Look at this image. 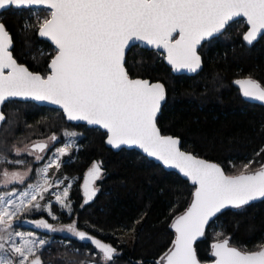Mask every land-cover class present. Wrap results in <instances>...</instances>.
Masks as SVG:
<instances>
[{
	"label": "snow or ice",
	"instance_id": "1",
	"mask_svg": "<svg viewBox=\"0 0 264 264\" xmlns=\"http://www.w3.org/2000/svg\"><path fill=\"white\" fill-rule=\"evenodd\" d=\"M9 6L31 8L42 6L48 14L38 23V35L54 45L55 53L42 75L18 63L12 52L13 39L0 23V106L13 98H31L59 106L68 120H83L107 130V143L113 147L135 145L149 156L174 167L195 186L192 202L177 216L171 227L175 230L172 247L159 264H201L194 242L205 235V228L223 210L241 208L251 201L264 198V163L255 171L249 164L237 174H226L216 163L181 151L180 140L161 135L156 117L165 100L161 83L130 78L125 68L126 50L140 41L164 49L174 70L196 72L201 67L197 46L201 41L220 33L230 23L243 19L248 31L243 39L248 44L264 34V0H0V9ZM177 34L175 38L173 34ZM244 97L264 103V87L251 78L236 81ZM6 117L0 111V122ZM65 135H76L65 133ZM55 134L49 137L56 141ZM47 142L33 143L16 149L34 155L41 161L48 149ZM72 145L66 143L42 169L38 182L18 193L0 194V264H43L37 253L48 241L36 239L32 233L13 232L14 225L32 223L48 232L67 231L79 240H88L98 250L102 264H110L117 249L79 230L76 221L56 228L46 219L21 221V216L44 210L52 220L53 201L42 205L45 193L63 181L53 182L52 167L59 169L60 157ZM261 149L257 152V156ZM3 159V158H0ZM4 163L23 165L25 161ZM100 162H93L84 181V203L95 197L92 187L102 176ZM33 172L0 169V185L23 184ZM71 184L62 192H53L54 202L62 210L72 211L69 200ZM83 206V205H82ZM217 237L223 233H216ZM13 236L19 237L17 243ZM12 241L7 248L5 242ZM211 264H264V245L256 251H244L230 245L229 238L211 244ZM85 264V261H80ZM87 264H96L89 260Z\"/></svg>",
	"mask_w": 264,
	"mask_h": 264
},
{
	"label": "trees",
	"instance_id": "2",
	"mask_svg": "<svg viewBox=\"0 0 264 264\" xmlns=\"http://www.w3.org/2000/svg\"><path fill=\"white\" fill-rule=\"evenodd\" d=\"M33 9L10 7L0 14V20L12 33L17 60L44 75L55 48L39 37L36 26L40 18L33 15ZM40 10L46 14L47 9ZM246 29V22L238 19L204 42L200 47L203 67L195 75L174 74L163 53L139 45L128 51L125 62L132 77L164 82L167 100L157 120L162 132L179 136L183 148L219 162L232 174L243 170L249 161L253 163L248 170L264 163V151L256 155L264 149V105L246 100L235 83L237 79L252 77L264 85V36L249 45L243 39ZM3 110L6 119L0 128V169L17 166L4 160L27 157L16 153L19 145L55 134L57 147L65 140L66 130L77 132V145L60 157L59 169L52 167L48 173L54 180L75 178L70 191L71 214L53 202L52 210L58 220H52L42 209L25 213L21 221L46 219L56 228L76 221L79 230L117 249L110 264H159L175 239L172 221L186 210L195 186L136 149L108 147L106 132L69 122L58 108L9 100ZM46 161L35 162L30 156L21 165L33 164L34 174L28 182L36 177L35 167ZM93 162L101 163L102 176L92 185L98 189L95 197L84 203L83 185ZM51 198L50 189L40 203L45 205ZM216 225L223 233L218 238ZM12 231L32 233L34 238L48 241L37 253L43 264H87L89 260L102 264L91 242L72 234L48 232L32 223H19ZM225 237L244 251L259 250L264 245V200L218 215L209 224L205 237L196 242L198 257L211 260V243ZM13 239L17 243L20 240L16 236ZM11 242L6 241L5 248Z\"/></svg>",
	"mask_w": 264,
	"mask_h": 264
},
{
	"label": "water",
	"instance_id": "3",
	"mask_svg": "<svg viewBox=\"0 0 264 264\" xmlns=\"http://www.w3.org/2000/svg\"><path fill=\"white\" fill-rule=\"evenodd\" d=\"M10 7L17 8L16 6H9L8 8H10ZM8 8H6V9H0V14H1L3 11L7 10ZM31 8H44V7H42V6H32ZM238 19H239V18H238ZM238 19H237V20H238ZM0 23H3V24H4V22H2L1 20H0ZM4 25H5V24H4ZM5 27H6V25H5ZM225 29H226V28H225ZM225 29H224V30H225ZM6 30H7V31L11 34V36H12V33L7 29V27H6ZM224 30H222L220 33H222ZM247 31H248V26H247V29H246L245 33H246ZM220 33H216V34H214L213 36L206 38L205 40L201 41V43L197 46V54H198V55L200 56V58H201V67H200L196 72H189V71H187V70H179V71L174 70L173 67H172V66L168 63V61H167V53H166V51H165L164 49H162V48H161V49H157V48H155V47H153V46H148V45H146L145 43L140 42V41L135 42V45H139V46L142 47V48H146V49H150V50H158V51H160L161 53H163V54H164V61H165V63H166L169 67H171L172 72H173L174 74H188V75H195L196 73H198V72L202 69V67H203V62H204V60H203V55H202L201 52H200V47L203 45L204 42H206V41H208V40L214 38L215 36L219 35ZM245 33H244V34H245ZM173 35H174L175 38H178L177 34L174 33ZM243 36H244V35H243ZM262 36H264V34H261L260 36H258V38H257L255 41H253L251 44H253L254 42L258 41ZM39 37H40L41 39H45V40H47V41H49V42L51 43V41L48 40L47 38H45V37H41V36H39ZM12 39H13V36H12ZM246 43H247V42H246ZM51 44H52V43H51ZM247 44H248V43H247ZM251 44H249V45H251ZM13 46H14V40H13ZM53 46H54V45H53ZM131 48H132V47H131ZM131 48H130V49H131ZM130 49H127V50H126V54H125V62H126V58H127L128 51H129ZM12 52H13V47H12ZM13 55H14V53H13ZM14 57H15V56H14ZM15 58H16V57H15ZM16 59H17V58H16ZM17 62H18V63H21V62H19L18 60H17ZM21 64H24L25 66H27L25 63H21ZM27 67H28V66H27ZM28 68H29V67H28ZM125 68L127 69L126 64H125ZM29 70H30V71H33V70L30 69V68H29ZM127 71H128V70H127ZM33 72H37V71H33ZM39 73H41V72H39ZM128 73H129V72H128ZM41 74H42V73H41ZM42 75H43V74H42ZM129 76H130V78H133V79H137V78H138V79H144V80H148L150 83H161V84L164 85V88H165V100L161 103L160 111L158 112L157 117H156V124H157V127L160 129L161 135L172 136V137H174V138H178V139L180 140L179 147H180V150H181V151H184V152L190 153V154L196 156L197 158L207 160L208 162L219 164V165L223 168V170L225 171L226 174H232V173H228V172H226V170L224 169V167L222 166V164H220L219 162H217V161H215V160L208 159V158H206V157H204V156L197 155V154H195L194 152L189 151V150L183 148V147H182V144H181V143H182V142H181V138H180L179 136H176V135H173V134H170V133H163V132H162L161 128H160L159 125H158L157 120H158V117H159V115L161 114L162 108H163V106H164V104H165V102H166V100H167V90H166V86H165V84H164L163 81H161V80H151L150 78H143V77H140V76L132 77L130 74H129ZM248 78H251L252 80L257 81L262 87H264V85H263L259 80L255 79V78H252V77H246V78H242V79H237L236 81H238V80H245V79H248ZM236 81H235V83H236ZM236 85L239 86V88H240V90H241V93H242L241 85H239V84H237V83H236ZM242 95H243V93H242ZM243 96H244V95H243ZM244 98H245L246 100L250 101V102H254V103H258V104H262V105H264V103H262V102H260V101H258V100H255V99H249V98H246V97H244ZM11 100L33 101V102H35V103H37V104H39V105H46V106H49V107H54V108H58V109L62 110V109H61L59 106H57V105L51 104V103H49V102L35 101V100H32L31 98H28V99H25V98H13V99H11ZM6 102H7V101H6ZM6 102H5V103H6ZM3 106H4V105H3ZM3 106H0V111H2V112L4 113V115H5V117H6V113H5L4 110H3ZM62 111H63V110H62ZM65 117H66V119H67V116H66V115H65ZM67 121L72 122V123H77V124H80V123H82V124H86V125H88V126H90V127H98V128H100L101 130H103L104 132L107 133V130L104 129L102 126L88 124L86 121H83V120H68V119H67ZM3 122H4V121H3ZM3 122H0V128H1V126H2V124H3ZM107 136H108V133H107L106 138H105V142H106V145H107L108 147H110V148H112V149H114V150H120V149H122V148L136 149V150L140 151L142 154H144L145 156H147L148 158L154 160L156 163L162 165L166 170L177 172V173L180 174L183 178L187 179V180L190 182L191 185H193V183L191 182V180H190L189 178H187L183 173H181L178 169H176V168H174V167H170V166L164 165L162 161L158 160V159L155 158V157L149 156L147 153H145V152H144L142 149H140L138 146H135V145H121V146H119V147H113L112 145H110V144L107 143ZM41 141L46 142L45 140H41ZM41 141H37V142H34V143H38V142H41ZM32 144H33V143H32ZM258 168H259V167H258ZM258 168L253 169V170H249V171H255V170H257ZM235 174H237V173H235ZM193 186H194V185H193ZM194 191H195V188H194L193 192H194ZM192 194H193V193H192ZM192 199H193V196H191V199H190V202H189L187 208L190 206V204H191V202H192ZM261 200H264V198H260V199H257V200H254V201H251L249 204H251V203H253V202H258V201H261ZM249 204H247V205H249ZM245 206H246V205H245ZM187 208H186V210H187ZM230 208H231V207H229V208H227V209H230ZM227 209H225V210H227ZM186 210H185V211H186ZM225 210H223L222 212H224ZM185 211H184V212H185ZM184 212H183V213H184ZM222 212H221V213H222ZM183 213H181V214H183ZM221 213H220V214H221ZM181 214H179V215H181ZM220 214H218V215H220ZM179 215H177V216H179ZM218 215H217V216H218ZM177 216H176V217H177ZM217 216H216V217H217ZM176 217H174L173 221L175 220ZM216 217H215V218H216ZM215 218H214V219H215ZM214 219H213V220H214ZM213 220H212V221H213ZM173 221H172V223H173ZM212 221H210V223H211ZM210 223H209V224H210ZM208 226H209V225H207L206 228H205V235H206V231H207V229H208ZM205 235H204L203 237L198 238L197 241L203 239V238L205 237ZM223 239H224V238H223ZM220 240H222V239H220ZM197 241H195V242H194V245H193L194 248H195V250H196V242H197ZM213 242H216V240L213 241ZM213 242H212V243H213ZM229 242H230V240H229ZM212 243H211V244H212ZM230 245H231V243H230ZM231 246L236 247V246H234V245H231ZM171 247H172V245H171ZM171 247H170V248H171ZM170 248H169V249H170ZM236 248H238V247H236ZM169 249H168V250H169ZM238 249H240V248H238ZM168 250H167V251H168ZM241 250H242V249H241ZM167 251H166V252H167ZM166 252H165V253H166ZM165 253H164V254H165ZM196 253H197V250H196ZM164 254H163L162 256H164ZM210 255H211V251H210ZM162 256H161V257H162ZM197 256H198V254H197ZM161 257H160V259H161ZM211 257H212V259L209 260V261H202L199 257H198V259L201 261V264H211V262L214 260V257H213L212 255H211ZM160 259L158 260V262L160 261Z\"/></svg>",
	"mask_w": 264,
	"mask_h": 264
},
{
	"label": "rangeland",
	"instance_id": "4",
	"mask_svg": "<svg viewBox=\"0 0 264 264\" xmlns=\"http://www.w3.org/2000/svg\"><path fill=\"white\" fill-rule=\"evenodd\" d=\"M41 8H34L33 9V15H35L37 18H40V20H42L44 17H46L47 16V14H48V10H46V14H43L42 12H41V10H40ZM65 133H75V134H77V132H75V131H73V130H66L65 131ZM45 141L48 143V145H49V147H48V149L44 152V153H41V155L43 156V159L41 160V161H43L44 159H47V161L45 162V163H43L42 165H39L37 168L35 167V175H36V177H35V179L33 180V181H30V182H28V178L32 175V174H34L33 172H34V167H33V164H30V165H26V166H19V165H17V166H13V167H8L7 169L9 170V171H15V170H19V171H21V172H23V171H26L28 168H31V169H33V172L29 175V177L28 178H26V180H25V182L23 183V184H25L26 182H28L27 184H25L24 186H22V187H17V186H21L22 184H20V183H13V184H9V185H7V186H4V185H0V187H2V189L0 190V194H7V193H18V192H22V191H24V190H29L30 191V189H28V185L29 184H35V183H37L38 182V177H39V173L36 171L37 169H42L43 167H44V165H46V164H48L49 162H50V160L51 159H53V158H55V156L57 155V152H56V150L57 149H59V148H62V147H64L65 146V144L66 143H70L72 146H74V145H77V143H76V141H77V135H74V136H72V135H65V140L63 141V143L61 144V145H59V146H57L56 147V145H55V143H54V141H50L49 140V137L48 138H46L45 139ZM34 141H30V142H28V143H26V144H24V145H19V146H17V148L16 149H24L25 148V146H30L32 143H33ZM17 153V152H16ZM19 154H26L27 155V157H21V158H18L19 160H23V161H25V162H27L28 160H29V157L31 156V157H33V160L35 161V162H39V161H36L35 160V158H34V155H30L28 152H25V151H22V152H20ZM17 159V160H18ZM48 176H49V178L53 181V182H55V181H57V180H61V181H63V183L62 184H59L58 186H54L52 189H51V194L53 193V192H62L63 191V188L64 187H67L69 184H71V187H72V185H73V183L75 182V178L73 177V178H69V180L67 181V180H62V179H52V177L48 174ZM93 187V186H92ZM70 191H71V188H70V190H69V200L71 201V198H70ZM50 200H52L53 202H54V197H53V195H52V198L50 199ZM72 202V201H71ZM48 202H46L45 204H47ZM55 203V202H54ZM60 207V206H59ZM52 210V209H51ZM67 211V210H66ZM52 212L56 215V213L52 210ZM57 216V215H56ZM49 223H52V221L50 222L49 221ZM58 223V222H57ZM216 227V231H215V235H216V233H218V232H222V230H221V228H219V226L218 225H216L215 226ZM61 228V227H60ZM62 232H64V233H68L67 231H62ZM69 234H71V233H69ZM220 237V236H219ZM216 238H218L217 237V235H216ZM95 261V260H94Z\"/></svg>",
	"mask_w": 264,
	"mask_h": 264
},
{
	"label": "flooded vegetation",
	"instance_id": "5",
	"mask_svg": "<svg viewBox=\"0 0 264 264\" xmlns=\"http://www.w3.org/2000/svg\"><path fill=\"white\" fill-rule=\"evenodd\" d=\"M227 28V27H226ZM216 37V36H215Z\"/></svg>",
	"mask_w": 264,
	"mask_h": 264
}]
</instances>
